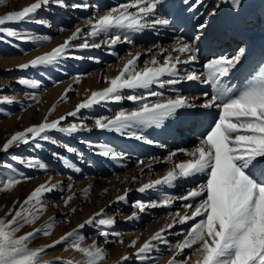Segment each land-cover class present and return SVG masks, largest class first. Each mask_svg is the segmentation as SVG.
I'll list each match as a JSON object with an SVG mask.
<instances>
[{
	"label": "snow or ice",
	"instance_id": "1",
	"mask_svg": "<svg viewBox=\"0 0 264 264\" xmlns=\"http://www.w3.org/2000/svg\"><path fill=\"white\" fill-rule=\"evenodd\" d=\"M5 3L6 0H0V5ZM184 3L188 4L189 0H184ZM163 4L164 0H129L106 10L103 14L97 12L85 20L84 27L76 26L62 43L16 67L24 71L53 66L67 58L81 59L82 57L73 55V50L99 49L105 45L114 48L121 42L132 44L130 33L166 28L171 24V20L160 12ZM204 4L205 0H194L188 10L196 11ZM51 5L68 7L65 0H34L20 10L0 15V39L7 37L32 43L50 41L51 37L48 35L28 34L6 25L31 21L50 27L47 20L35 17L41 9ZM223 5L229 7L233 30L244 39L236 45L232 54L207 59L202 65V71L183 67L198 61L200 49L196 42L204 35L210 18L216 16ZM89 7L87 3L71 4L73 9ZM257 23L264 29V14L255 16L248 9V0H218L204 14L203 22L195 25L200 33L195 40L178 36L168 48L159 44L153 45L146 50L151 58L144 61L142 68L138 66L142 53L129 51L128 58L123 60L122 67L118 68L115 76L102 77L106 87L92 90L73 110L50 120L49 116L56 107L54 103L42 122L13 133L0 146V151L7 152L13 146L29 143L40 147L39 141L57 144L58 141L49 135L51 131L67 135L92 131L83 120L67 126H62V122L68 117L79 116L82 110L102 103H120L127 100L136 107L131 110L121 108L113 115L94 118L95 130L116 132L148 144L157 142L148 139L143 134L144 129L160 128L172 120H187L195 127L206 115L204 110L215 109L216 115L209 128L197 138L191 148L169 151L162 161L156 158L149 159L147 164L143 160L137 161L138 165H144L140 168L141 174L145 168L151 171L156 162L171 165L164 175L141 184L136 189L140 193L171 188L180 181L202 179L178 196L162 193L157 200L134 201L132 208L135 210L125 217L126 221L138 219L139 214L149 209H170L177 201L181 203L179 210L169 212L167 219L170 222L161 226L138 247L139 236L132 239L127 247L135 249L134 256L138 264H158L159 256L153 255L159 252L158 245L173 247L167 239L169 230L177 225H187L186 230L176 233L178 236L182 235L183 239L174 245L175 251L167 264H264V45H261L257 52L245 36L247 29ZM101 36L106 39L100 43L94 42ZM88 59L96 60L95 57ZM246 67L247 74L242 80L239 83H231L234 74ZM187 82H198L208 86L210 91L185 95L181 90L172 88L173 95L165 96L163 92L153 90V86L163 89L165 86ZM17 83L29 89L40 87L39 80L26 77L18 78ZM73 83H80L79 74ZM71 90L70 85L56 103L66 102ZM125 92L131 94L124 95ZM30 98L37 100L34 95ZM2 102L13 103L14 97L4 96ZM85 143L88 147L97 148L96 154L99 156L113 161L122 160L127 155L108 143ZM158 146L166 147L163 144ZM62 147L69 153L76 152L70 145L64 144ZM53 156L65 159L57 152H53ZM177 156H183L184 159L177 161ZM11 159L20 161L27 167H38L41 170L47 167L35 158L21 160L12 156ZM65 166L80 171L67 160ZM7 167L11 168V165ZM132 180L136 182L137 177L133 176ZM21 182V178L16 176L6 177L0 180V192L11 191ZM61 183H53L49 177L48 181L40 183L19 202V208L9 209L6 217L10 216V219L0 218V264H53L51 261L42 262L41 256L46 250H54L57 246L80 254L79 260L56 257L58 264H103L108 255L106 249L99 246L95 240L91 244L83 243L85 236L81 234V230L86 225L96 227L101 237L107 238L111 234L117 237V242L123 243L120 233L109 232L116 224L115 216H107L105 209H100L76 228L50 243L35 248L29 247V242L37 236H51L56 224L55 217L49 218L42 226L35 225L46 210L45 195L59 189ZM72 187V184L68 185L69 190ZM82 191L86 198L91 191V185ZM129 191L130 189L125 188L123 193L117 195L115 201L110 203L126 202ZM73 199L74 195L67 196L63 199L64 205L68 206ZM75 211L73 208L68 214H62L64 222H69L68 215ZM25 226H32V230L18 235ZM185 250H190V254L183 255ZM131 258L125 254L120 257L119 264H127Z\"/></svg>",
	"mask_w": 264,
	"mask_h": 264
},
{
	"label": "bare ground",
	"instance_id": "2",
	"mask_svg": "<svg viewBox=\"0 0 264 264\" xmlns=\"http://www.w3.org/2000/svg\"><path fill=\"white\" fill-rule=\"evenodd\" d=\"M216 1V2H214ZM34 0H6V3L4 5H0V15L6 14L8 12L14 11V10H20L23 7L33 3ZM81 0H75L74 3H80ZM87 2H93V8L94 12L99 14H103L106 10L121 4V3H127L129 0H82L83 3ZM218 0H205L204 6H200L197 8L196 11L190 12L188 9L191 6L192 3H194V0H189L188 4L184 3V0H164L163 7L160 9V12L167 16L171 20V24L166 28H172L175 27V25L178 23L176 20V17L178 14V11L182 10V15L187 14L188 17H191L189 21V30L185 31L184 33L177 32L176 35H170L168 38H172V43H174L175 38L178 36H183L184 38L188 39V36L194 31H198L194 26H192L194 18L200 13L201 10L209 11L212 6H214ZM65 3L67 4L66 0ZM205 7V8H204ZM63 10L64 16H58ZM72 9V10H70ZM248 9L254 13L255 16H260L261 14H264V2L262 0H248ZM50 11H54L56 13L55 17L52 18L50 15ZM87 9H73L65 7H57L56 5H51L46 9H41L35 19H44L48 21V24L51 26H44L41 24H37L35 22H24L16 25H6L16 28L17 30H20L22 32H26L28 34L33 35H48L51 37L50 41L47 42H40V43H32V42H24L21 40H16L13 38H7L0 39V72H3L4 74H7L8 76H11V79L13 81V85L16 86V89H13L10 87V91L4 92L3 90H0V113H2L5 116V120L3 121L2 130H5V132H12L15 133L16 131H21L31 125L39 124L43 121L44 117L48 115L49 108L55 103L56 107L55 110L51 112L49 119H57L61 115H65L67 112L73 110L75 108V105L79 103L81 100L86 98L87 95H90V92L92 90H98L102 89L107 86L105 82H99L100 78H102V75L105 77H111L115 76L117 74V70L119 67H122L123 60L128 58L127 54L129 51L135 53L137 51L141 52V58H143L146 54V50L150 47V44H159L160 46H166L165 40L162 38L163 35H165L166 32L162 31L161 28L157 29H146L143 32L140 33H130L133 43L128 44L125 42H121L117 44L114 48H109L106 45L102 46L99 49H85V50H73V55L82 57L81 59H74V58H67L63 60L62 62L53 65V66H46V67H38L35 69H27L24 71L18 70L17 65L20 63H25L29 60H31L36 55L42 54L45 51L50 50L51 48L55 47L56 45L63 42L65 38H67L69 35H71V32L74 30L71 28V24L75 22V13H85ZM59 13V14H57ZM67 14V15H66ZM193 14V16H192ZM206 14V13H203ZM203 14L199 16L201 20H199V23L203 22ZM203 15V16H202ZM231 15L229 12L228 5H223L219 8L218 13L216 16L210 18L208 22V27L204 32V35L202 36V44L198 47L200 49L198 53V61L199 65L200 62L207 56V55H218L222 54L224 51L223 44L224 40L227 41L230 40L231 43L235 42V45H237L238 40L244 39L241 35L237 34L232 26H231ZM51 28V30L49 29ZM63 28L64 30L61 31L60 29ZM162 28V29H166ZM55 29L57 31H55ZM87 31V29H85ZM175 32V30H173ZM200 34V33H199ZM198 34V35H199ZM245 36L249 39L250 43L255 46L256 51L258 52L260 50L261 45H264V29L261 28L260 24H255L251 27H249L245 33ZM165 37H167L165 35ZM106 39V37L101 36L99 38H96L94 42L100 43L101 40ZM81 41H77L79 43ZM221 42L220 44H218ZM226 43V42H225ZM170 44V45H171ZM219 45V46H218ZM231 47V46H230ZM126 48V54L124 56L120 57L117 56V50ZM118 57L116 60H114L115 57ZM85 57V58H84ZM88 57H95L96 60L88 59ZM151 56L146 57V60H149ZM105 62H102L104 61ZM109 62L111 64H109ZM105 63H108L105 64ZM248 62H246L247 64ZM102 65L104 67L102 68ZM109 65H111V68H109ZM115 65V66H114ZM90 66H96L95 70L90 71L89 73H85L82 75V72L86 71V69L90 68ZM139 67L144 66V62L142 64L138 65ZM187 67V66H186ZM190 68L196 69L197 63L188 66ZM101 68V70H100ZM11 69V70H9ZM203 70L202 67L197 68V71ZM93 72V73H92ZM81 73V74H80ZM67 74V75H66ZM80 75V83L74 84L73 81L77 77V75ZM247 74V67L242 70L241 72H237L234 74L233 78H231V83H239L242 78ZM20 77H26L30 79H37L40 81V87L37 89H29L27 87L21 86L17 83L18 78ZM72 86V90L68 94V99L66 102L56 103L61 96V94L64 92L66 88L69 86ZM172 88H177L181 91L186 89L189 91L191 89L192 95H198L202 91H210V88L208 86L202 85L198 82H187L176 86H165L163 89L158 88L156 86H153V90L156 91H164L165 96L173 95ZM12 89V90H11ZM86 90H88L86 92ZM142 91V90H139ZM76 94L72 96L70 93ZM195 92V93H194ZM131 94L130 92H125L124 95ZM36 96L37 100L33 101L30 97ZM4 96L14 97L13 103H4L2 102V98ZM155 99V98H152ZM132 104V107H131ZM110 107L112 109H110ZM134 107H136L135 104L132 102H128L127 104L122 105V102L120 103H102L100 105L94 106L91 109L82 110L85 111L87 114H96V117L101 116L102 113L105 115L103 116H109L113 115L115 111L123 108L127 110H131ZM206 115L203 116L198 123V129H200L199 125L205 126V129L203 133L209 128L210 121L208 120L205 122V118H212L214 119L216 115V110H204ZM80 116V115H79ZM79 116L73 117V122H79L80 118ZM95 117V118H96ZM71 122V123H73ZM70 123V124H71ZM189 124V121L187 120H172L165 123L164 126L160 128L152 127L148 129L143 130V134L153 141H158L157 144H148L141 140H136L134 138H128L125 135H121L116 132H108V131H98L93 128L92 131H82V133L85 134L86 140H92V141H101L105 142L107 139L111 141H117L118 136L121 138V145L122 147H128L132 152L141 153V151L145 150L146 148L154 147V158H156L158 161H160V158L164 155L165 152H169L172 150H175L169 145H166V147H159V144H163L164 141L162 134H167L168 132H176L178 128L186 127V125ZM62 126L63 123H62ZM67 126V125H66ZM1 132V131H0ZM2 133V132H1ZM55 140L58 141L56 145L49 142V144L45 141H39L40 147H36L35 144L29 143V144H21L20 147H15V155L18 156L20 153H24L23 157L20 158L21 160H27L28 158H35L36 160L40 161V158L43 154L44 149H48V152H51V155H48L50 159L55 160L57 163L56 168H54L53 171H47L42 170V173L38 170L37 167H27L24 163H21L20 161H14L12 164L9 172V176H16L17 178H21L22 182L17 185L14 188V196L15 198L22 192L23 189L26 188L23 182H26L28 184L29 179H24L26 177H29V174L32 172L33 177V184L35 186H38L40 183H44L48 181L49 177H51V180L53 183L61 182V178L64 177V181L66 183H70L74 176L78 173L73 168H69L65 166V160L70 162L74 167L77 166L75 163L72 162L71 157L72 153L67 152L65 149H63L60 144L62 143L70 145V138L74 136L67 135L64 133H60L58 131H51L49 133ZM166 137V136H164ZM171 139H177L182 144L183 142L181 139H178V137H170ZM46 145V146H43ZM113 146V145H112ZM42 147H44L42 149ZM187 148V147H183ZM163 149H166L163 150ZM53 152H57L60 154V156L64 157L65 159H59L57 157L53 156ZM161 154L158 156V154ZM87 159L86 161L91 163L86 166L85 173L88 174V172L93 173L96 175V178H100L101 174L103 172L99 171L98 169L100 167H103L104 170L107 169L110 171V178L107 180V182L104 181H95V184L91 186V190L96 192H99V195L101 194L102 199L116 197L119 194H122L124 189H136L141 186V184L145 182H141L144 174L141 176L139 183L134 182L132 185H130L132 180V174H129L128 176L124 175L125 168L129 166V158L124 160H118L113 161L108 158H104L99 155H92V156H85ZM151 159V158H149ZM149 159L146 160V163H148ZM181 159H178L179 161ZM144 161V160H143ZM145 163V161H144ZM98 166V167H97ZM144 165H137L136 168L131 167V173L132 171L140 170ZM171 167L170 164L166 163L163 164L162 162H156L153 164V168H158L159 173L158 176L164 175V173ZM61 169L62 171H59ZM101 169V168H100ZM128 170V169H127ZM148 170V169H147ZM128 172V171H127ZM148 175V173H147ZM156 177V178H157ZM155 178V179H156ZM89 179V178H88ZM202 178H197L195 181H180L179 187L182 189V193L178 192L177 189H174V186L171 188H161V189H153L150 191H147L145 193H140L136 191V194L138 195L139 199H143L148 193L152 192L155 195H157L158 199L162 195V193H170L173 195H181L186 192V190L189 187L194 186L195 183L199 182V180ZM62 185V183H61ZM90 185V183L84 181V184L82 185V190ZM60 189V188H59ZM57 189V190H59ZM104 189V191H103ZM107 190V191H105ZM56 191V190H55ZM93 192V193H94ZM53 193L46 194L48 196V200H51ZM109 194V195H108ZM180 201H177L176 204L172 208H154L149 209L145 213L139 214L138 219L126 221L125 217L130 215L132 211L135 209H132L131 212H125L123 214L124 220L121 222L123 223H132L135 229H140L141 227V221H144L145 223V231L141 234L135 233V231L132 229L129 224H127V233L123 240V243H116L115 248H113L112 252L107 256V259L103 261V264H119V259L121 256L128 254L132 258L127 262V264H138V262L135 259L134 248H129L127 245L130 243V241L137 236H139V244H142L145 239H147L150 235H152L155 231H157L161 226H163L165 223L170 222L168 218L169 212H175L179 210ZM70 209H73L72 207L66 206L63 208V211L61 212V216L64 219V216L62 214H68L70 212ZM75 209V208H74ZM95 212V208L92 205H86L83 204L80 206V208L76 209L75 212H71V214L68 215V231L72 230L73 228H76L78 224L82 223L85 219H87L89 216H91ZM78 213H80V217L78 218ZM47 213H44L43 217H40L41 219L45 218V215ZM126 221V222H125ZM191 222H189L190 224ZM187 225H177L174 229L169 230V233L167 235V239L169 242V245H172L173 247H169L167 245H158V248H164L166 249L167 253L163 256L161 259V264H167L168 259L173 255V252L175 251L174 245L179 241L183 239L182 235L176 236V233H181L182 231L186 230ZM59 228V227H58ZM114 228V227H113ZM110 229L109 231L113 230ZM57 230L56 227H54L51 236L49 237L52 240H55L59 238L61 235L65 234L66 232L63 230ZM83 230V229H82ZM84 230H88V232H93L94 235L98 234V230L96 227L91 225H86ZM67 231V232H68ZM174 237H176L174 239ZM35 240V238L33 239ZM50 241V242H51ZM49 242V243H50ZM84 244H86L85 240L83 241ZM35 248V247H34ZM190 254V250H185V253L183 255ZM56 252H51L49 250H46L44 254L41 256V261H51L53 264H58V262L55 261L56 258ZM62 257L64 260H79L80 254L75 253L71 250H67L65 253L62 254Z\"/></svg>",
	"mask_w": 264,
	"mask_h": 264
},
{
	"label": "rangeland",
	"instance_id": "3",
	"mask_svg": "<svg viewBox=\"0 0 264 264\" xmlns=\"http://www.w3.org/2000/svg\"><path fill=\"white\" fill-rule=\"evenodd\" d=\"M75 0H66L67 5L69 6V8H71V4L74 3ZM216 2V1H214ZM82 4V0L80 2ZM88 5H90L89 8H87V11L85 13H79L76 12L74 17H75V22L73 24H71V28H75L76 26H81L84 27V23L85 20L91 18L94 16V14H96L94 12V8H93V2H87ZM205 8V7H204ZM62 13H57L59 14L58 16H64L65 14H63V10L60 9ZM72 10V9H70ZM182 10L178 11L176 20L178 21V23L175 25V27H170V28H166V29H162V31L166 32L165 35L167 37H165V35H163V39L166 42V46H162L164 48H168L169 45L172 43V38H168L170 35H176L177 32L179 33H184L185 31L189 30L190 26H189V21L188 19H191V17H188L187 14H183L182 15ZM203 13H207V11L205 10H201L200 13L194 18L192 26H194V24L199 23V20H201V18H199V16ZM50 15L52 18H56L55 15L56 13L54 11H50ZM67 15V14H66ZM204 15V14H203ZM202 15V16H203ZM193 16V14H192ZM195 24V25H196ZM51 26V23H50ZM51 30V28H49ZM173 30H175V32H173ZM55 31H57L55 29ZM199 34L198 31H193L189 36L188 39L189 40H195L196 36ZM202 40L203 38L201 37V39L199 41L196 42V46L199 47L200 44H202ZM242 39L240 38V40H238L237 44L241 41ZM226 42V43H225ZM221 42H219L218 44H220ZM153 45L156 44H150V47H153ZM219 46V45H218ZM231 46V47H230ZM236 47L235 42L231 43L230 40H224V44H223V48L224 51L222 54H218V55H213V56H219V55H229L232 54L234 48ZM124 54H126V48H122L121 50H117V56H124ZM115 57L114 60H116L118 57ZM150 57V54H148L146 52L145 56L143 58H140L139 64H142L145 60L146 57ZM212 55H207L202 62H200L199 65V61H197V68H201L203 63L206 62L207 59H211L213 57ZM85 58V57H84ZM102 62H105L102 61ZM108 65V63H105ZM109 64H111L109 62ZM115 66V65H114ZM191 66V65H190ZM104 67V65H102V68ZM186 67V66H183ZM109 68H111V65H109ZM187 68H190L187 66ZM96 66H90V68L86 69V71L82 72V75H84L85 73H89L92 70H95ZM101 70V68H100ZM200 71H202L200 69ZM93 73V72H92ZM81 74V73H80ZM67 75V74H66ZM102 77H105L102 75ZM99 82H104V80L102 78L99 79ZM13 81L11 79V76H8L7 74H4L3 72H0V90H3L4 92H9L10 87L13 89H16V86L12 84ZM12 90V89H11ZM183 94L185 95H192L191 94V89L188 91L186 89L182 91ZM164 93V91H163ZM195 93V92H194ZM1 94V93H0ZM72 94V96H74L76 94V92L74 93H70V95ZM122 105L127 104L129 101L127 100H123L121 101ZM132 107V104H131ZM110 109H112L110 107ZM105 115L104 113L101 114V116ZM96 117V114H87L85 111H81L80 113V120H83L84 123L87 124V126L91 129L94 128V118ZM5 116L0 113V146H2L6 140L11 136V131L10 132H5V130H2V126H3V121L5 120ZM73 117H68L66 121L62 122L64 126L70 124L71 122H73ZM212 121V118H205V122L207 121ZM200 129H198V124L195 127H192L190 122L188 125H186V127H182L181 129L178 128V130H176V132H168L167 134H162L163 140L161 141L164 143V145H169V147L173 148V149H177V148H183V147H187V148H191L196 142H197V138L199 136H201L205 129V126L203 125H199ZM166 136V137H164ZM169 136L170 137H178V139H181V141L183 142V144L178 141L177 139H171L169 140ZM85 134L82 133V131H79L77 133L74 134V136H72L70 138V144L72 145V147L74 149H76V152L72 153V157L71 160L73 163H75V165L77 166L76 168H79L80 171L74 176L73 180L70 183H66V181H64V177L61 178V182L62 185L60 187L59 190L54 191L53 196L51 198V200H48V196L45 195L44 197V203L47 205L46 210L44 213H47L45 215V218L41 219L39 221H37V224L35 226H42L46 221L49 220V218L55 217L56 220V224L55 227L57 230H61L62 228H64L63 230L65 232L68 231V222H64V219L61 216V212L63 211V208L66 207L63 203V199L66 198L69 195H74V199L69 203V207L78 209L80 208L81 205L86 204V205H92L95 208V212H98L100 209H105V214L107 216H115L116 218V224L114 225V228L112 231L109 232H118L121 234L122 239L125 238L126 233H127V223H121L124 218H123V214L125 212H131L132 208V203L136 200H144V201H148V200H157L158 197L157 195H155L154 193L150 192L148 193L143 199H139L138 195L136 194L135 189H132L129 191L128 193V198L126 202H119V203H110L115 201V197L112 198L108 196L107 199H102L101 198V194L99 195V192L96 191H90V193L87 195V197L85 198L83 191H82V185L84 184V181L90 183V185H94L95 181H104L107 182V180H109L110 178V171L105 169L103 167H100L98 170L103 172L101 174L100 178H96L97 176L94 175L91 172H88V174L85 173V170L88 171L86 169V166L88 164H91L89 162L86 161V157L85 156H92V155H98L96 154L98 152V149L95 147H88L87 144L85 143V141H91L93 143V145H98V144H103V143H108L110 145H113V147L117 150V151H122L124 153H126V157L122 160H126V159H130L128 164L129 166L127 168H125V172L124 175L128 176L129 174H132V176L137 177L136 182L139 183L140 179L142 178L141 176L144 174L142 181L141 182H148L150 179H155L158 176L159 173V169L158 168H152L151 171L147 170V168L144 169L143 173L141 174L140 170H136V171H132L131 173V167L136 168L137 161L138 160H144L145 164L146 160L149 158H154L155 154H154V150H153V146L150 148H146L145 150L141 151V153H136V152H132L127 146L126 147H122V141L120 136H118L117 141L115 139V141H111L109 139H107L105 142H101V141H92L90 140H86ZM158 143V141H156ZM49 144V142H47ZM51 143V142H50ZM154 143V144H157ZM56 145V144H54ZM62 143L60 144V146L62 147ZM46 146V145H43ZM15 147H20L19 146H13L12 148H10L9 151L4 152V151H0V180H3L6 177H9V170L10 168L7 167V165H11L14 163V160L11 159L12 156H16L15 155ZM44 147H42L43 149ZM63 149H65L64 147H62ZM166 151V149H163ZM48 149H44L43 150V154L40 158V162H43L46 164V169L47 171H53L54 168H56L57 163L55 162V160H52L49 158L48 155H51V152L47 153ZM78 153H82L83 155L80 156L78 155ZM169 152H165L164 155L160 158V161L163 160L164 157H166L168 155ZM23 152L20 153L17 157L22 158L23 157ZM161 154L159 153L158 156H160ZM178 159H184L183 156H177L176 160ZM163 164H166L164 162H162ZM98 167V166H97ZM144 166H142L143 168ZM37 168V167H36ZM128 169V170H127ZM41 173L42 170L38 169ZM59 171H62L61 169H59ZM128 171V172H127ZM148 173V175H147ZM29 177L32 178L33 177V173L31 172L29 174ZM89 178V179H88ZM33 179H29L28 184L26 182H23L22 184H24L26 186L25 189L22 190V192L15 198L14 196V189L8 192H0V218H8L10 219V216L6 217V213H8L9 209L11 208H19V202L23 201L24 198L36 187L33 184ZM134 182H132L130 185H132ZM72 184L73 187L71 188V190L68 189V185ZM179 182L174 186V189H177V191H175V193L178 192H183L181 189V187L178 186ZM2 186V185H0ZM104 191V189H103ZM94 192V193H93ZM109 195V194H108ZM44 213L42 214L41 217L44 216ZM93 213V214H94ZM80 217V213H78V218ZM141 227L140 229H135V227L133 226L132 223H130L129 225L131 226V230L133 229L135 231V233H137L138 235L143 233L145 231V223L144 221H141ZM59 227V228H58ZM32 230V226H25L20 233H18V235H23L24 233L31 231ZM81 234L85 236V242L86 245L87 244H91L93 240L97 241V243L99 244V246L104 247L108 253V255L112 252L113 248H115L116 243L117 242V237L112 236L111 234L105 238V237H101L99 236V234L94 235L93 232H88V230H81ZM178 236V235H176ZM176 237H174L175 239ZM51 241V239L49 237H45L43 235H39L35 238V240H31L29 242V247H37V246H42L44 244H47ZM49 251L51 252H56V256L57 257H62V254L66 252V250H64L63 247L61 246H57L56 249L52 250L49 249ZM167 253L165 247L159 249L158 253H153V255H158L159 256V260H158V264H161V259L163 258V256ZM107 255V256H108ZM63 258V257H62Z\"/></svg>",
	"mask_w": 264,
	"mask_h": 264
}]
</instances>
